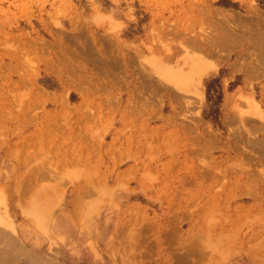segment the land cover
<instances>
[{"label": "rangeland", "instance_id": "374dc122", "mask_svg": "<svg viewBox=\"0 0 264 264\" xmlns=\"http://www.w3.org/2000/svg\"><path fill=\"white\" fill-rule=\"evenodd\" d=\"M0 264H264V0H0Z\"/></svg>", "mask_w": 264, "mask_h": 264}]
</instances>
